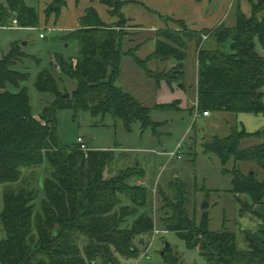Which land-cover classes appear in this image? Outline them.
<instances>
[{
	"label": "trees",
	"instance_id": "trees-1",
	"mask_svg": "<svg viewBox=\"0 0 264 264\" xmlns=\"http://www.w3.org/2000/svg\"><path fill=\"white\" fill-rule=\"evenodd\" d=\"M34 1V0H33ZM109 13L123 14L122 0H101ZM252 13L236 12V24L224 23L202 31L189 30L185 36L200 46L201 35L210 34L205 49L198 48V83L196 109L204 112L252 113L264 115V56L256 49V39L264 41V0H250ZM67 0H53L45 10L60 15ZM17 20L19 27L40 25V13L35 4L26 0L0 2V27H11ZM80 26L70 32L78 45L76 63L57 54L60 75L76 81L70 98L59 94L56 78L48 68L36 78L35 88L43 95L54 97L52 104L35 117L29 90L25 83L30 74L13 66L27 57L18 42L0 59V185L24 180L23 169L46 163L53 172L45 178V197L41 210L35 215L34 202L38 190L26 186H7L0 200V262L2 264H120V257L138 252L135 236L150 234L155 220L147 213L138 216L129 232H118L119 215H127V206L116 198L123 191L103 182L102 166L110 161V151L96 148L83 150L80 144L62 145L57 134L56 112L62 108L86 109L93 116L110 113L121 119L128 132L133 122L143 129L151 126L148 108L133 95L116 85L121 75L123 53L118 49L116 29L102 21L95 8L90 7L79 19ZM155 53L174 60L177 74L167 79L173 87H184L186 42L168 29L156 31ZM190 32V33H189ZM231 50H227L228 44ZM69 44V42H68ZM173 61V62H174ZM138 62V61H137ZM141 65L140 63H138ZM146 71V68L143 67ZM61 77V76H60ZM159 87L160 79L149 76ZM262 137L263 130L254 133L232 128L229 135L213 143H205L207 153L216 154L225 166L233 157L237 161H255L264 168V144L242 147L244 137ZM224 172L231 176L232 191L248 194L255 203L264 199V184L253 174L239 170ZM146 190L134 197L138 204L147 201ZM119 206V210L114 208ZM131 214V213H130ZM167 231L175 232L191 248H198L209 264H231L247 261L264 264L263 250H239L235 236L228 230L212 231L201 236L191 228V222L179 209L175 216L163 220ZM165 260L174 264L165 252Z\"/></svg>",
	"mask_w": 264,
	"mask_h": 264
},
{
	"label": "rangeland",
	"instance_id": "rangeland-1",
	"mask_svg": "<svg viewBox=\"0 0 264 264\" xmlns=\"http://www.w3.org/2000/svg\"><path fill=\"white\" fill-rule=\"evenodd\" d=\"M2 1L4 0H0ZM45 1L30 0L41 15L38 27H0V59L10 51L13 42H18L22 51L28 55L13 68L28 72L29 79L19 88L9 85L8 89L16 92L26 86L30 93L32 111L37 118L54 101L53 96L43 95L35 88L36 78L42 69L51 70L62 96L69 94L67 98H70L76 88L75 80L60 75L59 68L52 66L58 65L56 58L60 53L65 59L76 63L78 45L76 41L72 42L70 34L76 28H56V22L63 11L58 17L52 13L48 18L45 10L53 0H49L43 9L41 6ZM85 1L87 0H78V3H74V0H68L64 23L78 20ZM157 11L154 13L161 14V11ZM236 12L234 8L231 10L225 25L236 23ZM249 14L251 15L250 10ZM164 15L159 17L161 23L167 26L163 29L179 34L187 45L184 87L180 85L181 82L173 87L167 84V79L176 75L178 69L174 60L155 53L156 40L148 44L151 37L157 36V32L145 27L138 29L117 11L115 16L110 14L113 21L106 22L116 29L118 49L124 54L121 75L116 85L148 108L151 126L143 129L139 121L133 122L132 130L128 132L124 122L115 119L110 113L93 116L86 109L62 108L56 112L58 139L62 145L74 147L81 136L88 148L107 150L113 154V158L102 166L101 174L103 182H109L115 188L123 190L116 194V198L121 200L120 205L127 206L128 214L118 216V232H129L136 218L143 213L155 220L152 233L135 236L139 251L129 257L119 256L120 264H172L165 260L164 252L174 264H209L198 248L189 247L175 232L167 231L163 224V220L175 216L179 209L185 213L191 222V228L200 236L203 233L209 235L212 231L228 230L234 234L239 250H263L264 199L261 203H255L248 194L232 191L231 176L224 172V167L239 170L243 175L253 174L262 185L264 168L255 161H237L233 157L224 166L216 154L205 151L204 144L223 139L230 134L232 128L239 132L242 129L247 132H264V125L261 123V120L264 122V115L240 113L236 116L228 112H211L206 117L200 114L196 109L195 92L198 83V48L205 49L208 46L211 42L210 34L201 35L200 46H197L194 40L185 36L191 28L173 18H165L167 16ZM134 23L142 24L145 21L137 16ZM202 30L204 29L198 31ZM255 41L257 51L264 56V41ZM227 50H231L230 43ZM149 76L156 77L158 81L160 79L159 87ZM241 142L242 147L264 144L262 137L252 136L244 137ZM51 173L53 174L46 163L32 169L24 168V180L0 185V200L2 201V194L7 186L25 184L38 190L39 195L33 208L36 215L41 210V201L45 197V178ZM143 190L148 193L147 201L142 204L134 202L133 198H140ZM204 202L208 203L205 209L202 208ZM120 205L114 210H119ZM0 234L1 237L5 236L1 223ZM237 264L248 262L245 260Z\"/></svg>",
	"mask_w": 264,
	"mask_h": 264
},
{
	"label": "crops",
	"instance_id": "crops-1",
	"mask_svg": "<svg viewBox=\"0 0 264 264\" xmlns=\"http://www.w3.org/2000/svg\"><path fill=\"white\" fill-rule=\"evenodd\" d=\"M27 1V0H26ZM73 1V0H72ZM124 2L121 11L125 18L131 23V25L136 26L138 29H143L144 27L148 30L156 32L159 29L167 27L165 23H161L159 17H162L163 14L165 18H173L179 22H183L192 30H201L207 28H213L218 24H226L227 16L231 13V10H241L247 16L249 10L252 13V6L250 0H122ZM31 2H33L31 0ZM30 0L27 1L29 5L33 4ZM49 0H46L45 3L41 6L43 9L47 5ZM78 3V0H74V3ZM41 4V3H40ZM66 6L68 7V0ZM63 7V12L61 17L56 22V28H68L74 29L79 27V19L86 14V10L90 7H93L97 10L100 18L105 22L113 21V17L109 14L108 7L101 2V0H87L85 1V6L81 9V15L78 17V20L71 21L69 24L65 22V9ZM161 11V14L154 13ZM163 13V14H162ZM110 16V19H109ZM137 16L140 17L145 23H134L137 20ZM41 20V15H40ZM52 20L55 21L54 18ZM63 22V23H62ZM63 24V25H62ZM236 23H233V26ZM61 26V27H60ZM22 28V27H18ZM54 28V27H53ZM54 28V29H56ZM30 29V28H29ZM156 35L150 38L148 44L152 40H156ZM257 45V43H256ZM156 46V44H155ZM156 88V87H155ZM158 89V88H157ZM251 115L252 113H245ZM257 115V114H255ZM237 116V114H236ZM207 117V116H206ZM247 117V116H246ZM264 117V116H263ZM256 119V118H254ZM238 120V119H237ZM260 122V121H259ZM264 125V122H262ZM259 131V130H256ZM255 130L249 132L254 133Z\"/></svg>",
	"mask_w": 264,
	"mask_h": 264
},
{
	"label": "built area",
	"instance_id": "built-area-1",
	"mask_svg": "<svg viewBox=\"0 0 264 264\" xmlns=\"http://www.w3.org/2000/svg\"><path fill=\"white\" fill-rule=\"evenodd\" d=\"M14 27H18L17 20H14V21H13V25H12L10 28H14ZM41 36L43 37L44 35L41 34ZM210 114H211L210 112H204V113H203L204 116H209ZM77 141H78V143L80 144L81 149H83V150H89V148H88V144H87V142L83 139V137L79 136L78 139H77ZM179 148H181V147H179ZM176 154L178 155L179 158L181 157V155H179L178 153H176ZM174 155H175V154H174ZM131 264H133V263H131Z\"/></svg>",
	"mask_w": 264,
	"mask_h": 264
},
{
	"label": "water",
	"instance_id": "water-1",
	"mask_svg": "<svg viewBox=\"0 0 264 264\" xmlns=\"http://www.w3.org/2000/svg\"><path fill=\"white\" fill-rule=\"evenodd\" d=\"M181 85V84H180ZM182 86V85H181ZM66 97H69V94H66ZM208 207V203L207 202H204L203 205H202V208H207ZM143 238L141 239V242H143Z\"/></svg>",
	"mask_w": 264,
	"mask_h": 264
}]
</instances>
